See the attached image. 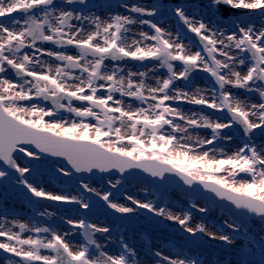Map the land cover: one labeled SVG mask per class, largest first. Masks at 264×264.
I'll use <instances>...</instances> for the list:
<instances>
[{
    "label": "snow or ice",
    "instance_id": "obj_1",
    "mask_svg": "<svg viewBox=\"0 0 264 264\" xmlns=\"http://www.w3.org/2000/svg\"><path fill=\"white\" fill-rule=\"evenodd\" d=\"M0 264H264V0H0Z\"/></svg>",
    "mask_w": 264,
    "mask_h": 264
}]
</instances>
